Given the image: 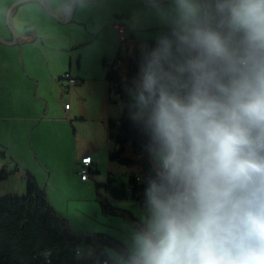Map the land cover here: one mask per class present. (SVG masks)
<instances>
[{"label":"clouds","instance_id":"clouds-1","mask_svg":"<svg viewBox=\"0 0 264 264\" xmlns=\"http://www.w3.org/2000/svg\"><path fill=\"white\" fill-rule=\"evenodd\" d=\"M166 28L127 87L148 136L118 264H264V0H147Z\"/></svg>","mask_w":264,"mask_h":264},{"label":"rangeland","instance_id":"rangeland-1","mask_svg":"<svg viewBox=\"0 0 264 264\" xmlns=\"http://www.w3.org/2000/svg\"><path fill=\"white\" fill-rule=\"evenodd\" d=\"M20 1L0 0V13H3L5 24L9 27L14 4ZM75 1L48 0L52 9L51 12L46 11L49 17L34 4L36 1L22 3L16 14L28 15L23 21V38L12 45L15 47L11 46L13 50L6 52V57L7 62L20 70L23 65L25 72L31 77H40L39 80L47 90L43 93L34 92L32 85L26 88L24 96L30 101L29 110L34 104L39 105L47 100L53 108L52 112L61 113L64 103H69L77 116L83 118L77 120L75 129L73 124L63 128V125L51 122L48 123V130H43V133L37 135L28 131L26 135H22V143L18 146L14 145L13 139L8 144L22 163L24 161L25 165L37 171L36 176H33L38 178L41 188L45 186L46 174H42L37 167V154L41 157L43 154L53 157L61 155L62 167L68 172L50 174V202L72 234L90 238V241L78 246L77 256L99 264V258L103 254L112 264H118L117 256L124 250L131 228L139 222L143 209L142 203L137 200L112 198L105 184L108 176L126 181L129 174H139L141 168L135 161L139 155L131 143L127 142L122 156L132 158L134 161L131 164L125 165L109 159L108 151H113L116 145L113 140L108 139L107 123L95 121L91 117L106 114L118 117L122 104L131 103L126 87L132 86L126 79L129 59L136 49L142 53V48L147 47L150 40L157 39L165 27L155 10L148 6L147 0H77L76 12L73 11ZM69 3L72 5V19L62 22L59 20L64 16L61 7ZM56 4L60 5L56 7ZM119 26L122 27L121 32L118 30ZM33 28H38L42 35L26 33ZM117 55L120 57L117 71L126 101L114 90H108L106 94L105 75L109 65L102 63V59L105 57L109 62ZM65 72L72 77H81L82 87L79 89L78 79L65 92L63 85L67 83L66 79L59 78ZM12 77L20 79L15 74ZM23 82L30 83L25 79ZM78 91L80 97L74 98ZM75 148L88 151L94 161L88 170L89 178L83 184L75 180L71 170L69 159ZM4 186L0 196H24L26 180L23 172L13 170Z\"/></svg>","mask_w":264,"mask_h":264},{"label":"trees","instance_id":"trees-1","mask_svg":"<svg viewBox=\"0 0 264 264\" xmlns=\"http://www.w3.org/2000/svg\"><path fill=\"white\" fill-rule=\"evenodd\" d=\"M164 31L166 28L162 33ZM155 41L156 39L150 40L147 47L154 46ZM119 58L117 55L113 64L106 59L103 62L109 65V90H114L126 101L121 94L120 74L117 67H114ZM141 58L142 53L136 49L129 59L126 79L131 85ZM129 105L126 102L120 116L108 121V136L116 145L113 151H108V158L121 164H131L134 161L132 158L122 156L124 145L130 142L139 155L135 161L140 165L141 171L139 174H129L126 181L108 176L105 188L114 199L130 198L142 203L146 186L144 178L151 173L150 157L146 150L148 136L141 126L130 119ZM7 176L8 171L1 167L0 181ZM25 180L24 196H0V264H96L94 260L77 256L78 246L90 241V238L72 234L45 190L31 175L25 176ZM104 259L112 264L103 254L99 258V264Z\"/></svg>","mask_w":264,"mask_h":264},{"label":"crops","instance_id":"crops-1","mask_svg":"<svg viewBox=\"0 0 264 264\" xmlns=\"http://www.w3.org/2000/svg\"><path fill=\"white\" fill-rule=\"evenodd\" d=\"M27 1H36L37 6L41 10V12L44 15H47L46 11L50 12L52 9L50 8L48 4V0H21L20 2L16 3L14 6V14L10 18V24H5V19L3 13H0V168L5 167L8 171V176L6 179L0 181V192H2L3 187H5V183L10 179L11 172L19 171L20 173L23 172V176L25 179V176L31 175L34 179L36 176L37 171H34L32 167H29L28 165H25V162L20 160V157L16 154H14V151L10 150V146L8 144V141L11 139L14 140V145L18 146L22 143V135H26L28 131L32 134H40L43 133V130L47 131L48 123L51 122H57L59 125H63V128H66V125L73 124V128L75 129V124L77 123V120L82 119L83 117L77 116L74 110H72V105L69 106V108H65L62 110L61 113H54L52 112L53 108L50 106L47 100L42 101L39 103V105L34 104L33 107L29 110V100H27L26 96H24L27 92V89L29 86L32 87L34 92H45L47 91L43 82L39 80V78L31 77L28 72H25V67H23L21 70L16 66L10 64V62H7L6 52H12V46L14 44H17V40L23 38V21L27 19V14H20L17 15L19 7L22 3H27ZM38 2V3H37ZM77 0L74 2L73 11L76 12V9L78 7ZM60 4H56V7H58ZM26 6H28L26 4ZM46 9H45V8ZM61 10L63 11V14L66 13L64 5L61 7ZM72 10V5L70 7V12ZM74 12V13H75ZM73 12L70 14V18L65 19L64 16L60 18L59 20L69 21L72 19ZM49 17V16H48ZM53 21V20H52ZM28 30V29H27ZM32 33L37 36L42 35L39 32L38 28H33L32 30L26 31V33ZM12 46V47H11ZM43 47V46H42ZM15 49V48H14ZM14 56V55H13ZM105 57L102 59V63ZM24 72V77H23ZM118 72V71H117ZM119 73V72H118ZM18 75L20 76L19 80H15L12 75ZM28 77V78H27ZM35 78V79H34ZM78 78V77H77ZM23 79L30 81L23 82ZM80 83H79V89L82 87V81L83 79L79 77ZM105 81H106V94L109 90V82L107 79V74L105 75ZM110 91V90H109ZM121 94L124 97L123 93V86L121 84ZM118 95V94H117ZM109 96V95H108ZM119 96V95H118ZM80 97V91H78V95H76L74 98ZM45 97H43L44 99ZM122 99V98H121ZM41 100V99H40ZM124 104L120 107L122 110ZM36 108H39L36 110ZM110 109V106H109ZM121 112V111H120ZM119 117V116H118ZM118 117H111L109 115H102L100 117H91L95 121H104L106 122V130H107V136H108V121L109 119H116ZM78 124V123H77ZM108 139L109 136H108ZM12 140V142H13ZM111 140V139H110ZM10 142V143H12ZM8 144V146H7ZM41 150V149H40ZM90 154L88 151H79L77 148H75L72 156L70 157V163L72 165V173L75 175V180L78 181V183H86L87 179H81L79 175V169H80V158L85 155ZM41 157L39 154H37V167L41 170L42 174H46L45 179V186L44 190L47 194V197L50 200V189L48 187L49 180H50V174L55 173L56 175H60L62 173H67L64 171L62 167V159L61 155L51 156V155H42ZM92 161L93 157L90 154ZM94 161L92 162V164ZM92 166V165H91ZM90 166V168H91ZM78 173V176H77ZM34 174V176H33ZM38 182V178L35 179ZM10 195V194H7ZM4 196V195H3ZM53 205V204H52ZM54 206V205H53ZM55 207V206H54Z\"/></svg>","mask_w":264,"mask_h":264},{"label":"built area","instance_id":"built-area-1","mask_svg":"<svg viewBox=\"0 0 264 264\" xmlns=\"http://www.w3.org/2000/svg\"><path fill=\"white\" fill-rule=\"evenodd\" d=\"M70 7H71V3L67 4L64 6L66 13L64 14V18L68 19L70 18ZM119 32L122 31V27H118ZM108 62V61H107ZM108 63L113 64L114 60L109 61ZM118 65V61L117 63H115L114 67H117ZM60 79H66V84L63 85V90L65 92L69 91V87L72 83H77L78 79L77 77H72L68 72H65L64 74H62L60 77ZM114 84V83H113ZM69 103H64V107L65 108H69ZM92 158L89 154H85L80 158V169H79V175L81 179H87L89 177V173L88 170L90 168V166L92 165ZM100 264H108V261L106 259L102 260Z\"/></svg>","mask_w":264,"mask_h":264},{"label":"water","instance_id":"water-1","mask_svg":"<svg viewBox=\"0 0 264 264\" xmlns=\"http://www.w3.org/2000/svg\"><path fill=\"white\" fill-rule=\"evenodd\" d=\"M74 0H71V2H73Z\"/></svg>","mask_w":264,"mask_h":264}]
</instances>
